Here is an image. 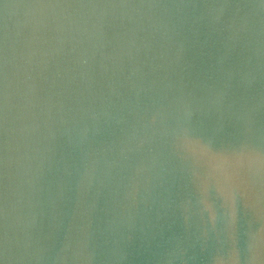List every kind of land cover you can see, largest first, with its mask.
<instances>
[{"label": "water", "instance_id": "1", "mask_svg": "<svg viewBox=\"0 0 264 264\" xmlns=\"http://www.w3.org/2000/svg\"><path fill=\"white\" fill-rule=\"evenodd\" d=\"M0 264H264V0H0Z\"/></svg>", "mask_w": 264, "mask_h": 264}]
</instances>
